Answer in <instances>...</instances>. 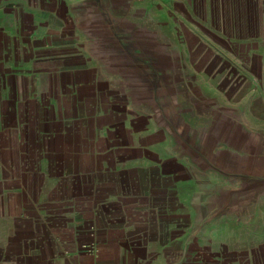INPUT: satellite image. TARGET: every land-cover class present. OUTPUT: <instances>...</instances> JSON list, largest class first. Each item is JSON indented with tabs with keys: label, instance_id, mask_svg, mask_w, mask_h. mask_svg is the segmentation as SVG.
<instances>
[{
	"label": "crops",
	"instance_id": "1",
	"mask_svg": "<svg viewBox=\"0 0 264 264\" xmlns=\"http://www.w3.org/2000/svg\"><path fill=\"white\" fill-rule=\"evenodd\" d=\"M117 2L202 71L199 107L231 110L264 138V0ZM91 12L87 0H0V112L44 120L11 129L9 181L25 182L16 192L28 204L8 214L32 235L0 264H264V192L240 215L205 220L237 181L198 171L132 101L100 56Z\"/></svg>",
	"mask_w": 264,
	"mask_h": 264
},
{
	"label": "water",
	"instance_id": "2",
	"mask_svg": "<svg viewBox=\"0 0 264 264\" xmlns=\"http://www.w3.org/2000/svg\"><path fill=\"white\" fill-rule=\"evenodd\" d=\"M87 5L100 56L132 101L153 113L198 171L237 181L236 188L217 192L205 220L242 214L264 192V138L248 132L231 110L203 109L195 99L191 106L190 96L184 106L178 76L163 71L176 68L175 56L153 27L125 13L117 0H87Z\"/></svg>",
	"mask_w": 264,
	"mask_h": 264
},
{
	"label": "rangeland",
	"instance_id": "3",
	"mask_svg": "<svg viewBox=\"0 0 264 264\" xmlns=\"http://www.w3.org/2000/svg\"><path fill=\"white\" fill-rule=\"evenodd\" d=\"M150 26L153 27V23ZM150 31L153 32V29ZM173 64H175L176 68H174L173 70L165 68L163 69V71L168 72L170 76L172 74L178 76L180 82V95H182L181 97L185 98L183 101L184 106L187 105L189 99L188 96L191 97V99H189L190 102H188L189 104H191V106L195 104L193 101L194 98L200 99V101L202 100L204 103L205 101L203 100V96L209 97V93L204 91L203 86L201 85L200 78L201 76H203L202 71L197 69L195 70L192 67H188V63L184 59L177 60L175 58ZM165 65L167 66V64ZM197 82L198 84L196 85ZM221 102L231 105L235 104L234 101L223 100ZM199 111L202 112L201 109ZM27 114H29V116H27ZM246 120L248 122H254V120L250 117H247ZM260 121L261 120H259L258 122ZM42 122H44L43 118L40 115H37L36 112H0V254L4 253L13 256L20 255L21 252L17 250L21 248L22 244H26L28 238L31 237L30 235H32V231L29 228V225L27 223L28 221L26 219L17 217L14 219V217L12 218L11 215L8 214L9 207L15 205L14 207H16L17 210L20 211L21 215V209H23V207L28 204L26 194L23 193V195L21 196L17 195L16 192L18 189L21 190L20 192H23L20 185L25 184V182H21L18 179V184L15 187H12V183H10L9 181L10 175L8 174L10 172L16 174L18 172V169H16V163L11 166L10 169L7 161H10L11 157L15 156V160L17 162L19 161L20 156L17 155V148L14 149V154L10 151L11 129L12 127H20L24 129L26 128V125L40 126L42 125ZM47 122H50L52 124V122H54V119H49L47 120ZM29 135V141L34 143L32 149L37 146V149H33L34 154L41 155L43 149L41 148L40 142H38V135L35 137L33 132H30ZM19 153L21 154V152ZM5 157H7L8 160H4L2 162V159H5ZM30 162V166L32 168H37L38 166L42 165V158L35 157L33 155L31 156ZM22 169L23 167H20V173ZM43 187L44 186L42 179L36 182L35 188L42 190Z\"/></svg>",
	"mask_w": 264,
	"mask_h": 264
}]
</instances>
